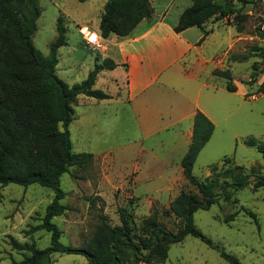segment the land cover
<instances>
[{
	"label": "rangeland",
	"instance_id": "rangeland-1",
	"mask_svg": "<svg viewBox=\"0 0 264 264\" xmlns=\"http://www.w3.org/2000/svg\"><path fill=\"white\" fill-rule=\"evenodd\" d=\"M155 1L169 8L168 21L174 18L176 8L171 9L174 0H152L153 3ZM180 1L184 3L181 8L191 2ZM104 2L39 0L40 15L32 44L41 57H47L49 46L57 36V20H61L67 45L57 51L56 74L68 85L83 81L92 70L95 59H103L102 50H91L84 43L80 29L93 30ZM242 12L250 15L242 32L236 31L231 16L212 18L203 25L205 31L212 32L202 41L200 51L208 60L212 58L209 66L214 65V70H230L237 90L227 92L223 87L225 81L211 73L209 82H213L217 89L209 90L207 95L212 96V101L208 100L206 106L214 113V129L192 167V175L198 179L210 175L211 165L225 169L234 164L242 166L246 172L254 167L252 174L264 177L261 154L244 144V139L250 136L264 141V95L256 93L257 86L264 80V54L242 57L249 53L251 47L262 45V40L252 32L259 25L264 27V0L253 7L247 5ZM121 66L123 68L116 70L119 75L126 70L124 65ZM114 75V72L103 71L93 86L110 95L109 99L96 100L80 95L73 107L74 118L68 126L72 152L90 153L92 158L84 169L72 166L60 177L59 187L65 196L59 203L67 209L52 222L61 231L59 242L65 246H82L100 217H104L111 226L119 225L118 207L131 212L138 229L153 207L162 211L180 191L195 192L181 171H173L168 178L144 175L150 171L144 167L145 160L148 161L152 154L138 151L142 144L147 148L146 141L156 138H144L127 103L126 77L116 78ZM155 90L149 91L145 103L154 106L158 102L170 110L169 103L175 97L169 91ZM153 159L155 173L171 171V168L163 166L160 158ZM175 163L171 164L174 166ZM136 165L144 171L139 173ZM254 182L255 178L251 176L246 187L232 189L230 201L218 197L208 209H200L193 214V224L201 234L219 250L234 256L240 264H264V188L254 189ZM53 198L52 189L37 184L27 187L0 185V264H13L29 254L13 250L10 238L19 243H33L41 250L50 245L48 232L38 230L29 235L24 232L41 223L45 207ZM242 208L255 215L256 224ZM231 214L235 216L226 221L225 218ZM160 218L169 230H176L177 219L164 215ZM50 258L53 264L86 263V258L80 254L51 253ZM159 264L229 263L218 250L186 235L181 242L169 245L166 259Z\"/></svg>",
	"mask_w": 264,
	"mask_h": 264
},
{
	"label": "trees",
	"instance_id": "trees-1",
	"mask_svg": "<svg viewBox=\"0 0 264 264\" xmlns=\"http://www.w3.org/2000/svg\"><path fill=\"white\" fill-rule=\"evenodd\" d=\"M258 1L191 0L172 29L175 33L191 27L202 29L212 18L231 16L239 33L250 17L242 12L243 9L247 5L255 6ZM39 15V0H0V185L27 187L37 184L54 191V198L45 207L41 223L24 232L29 235L38 230L46 231L50 234V245L41 250L33 243H19L10 238L13 250L29 253L13 264H53L51 253L80 254L86 258L85 264H159L166 259L169 245L181 242L186 235L218 250L229 264H240L234 256L219 250L201 234L193 224V214L208 209L218 197L230 201L232 189L246 187L251 176L255 178L254 189L264 188V177L254 176V167L246 172L235 164L225 169L211 165L210 175L204 179L192 175L196 157L214 129L213 123L200 111L194 115L191 141L180 160L183 177L195 192L180 191L162 211L153 207L138 229L131 212L118 207L119 225L111 226L100 217L82 246H65L59 242L61 231L52 219L67 209L59 203L65 196L59 187L60 177L72 166L84 169L92 158L90 153L72 152L68 126L74 118L73 107L80 95L96 100L109 99L110 95L93 86L99 72L112 70L116 64L109 58H96L83 81L66 84L56 74L57 51L67 45L64 26L58 18L57 36L49 46L47 57H41L32 44ZM151 15L148 0H105L97 32L102 40L109 36L124 38ZM202 33L204 37L209 31L203 30ZM252 33L262 40V45L251 47L243 58L255 53L264 54V27L259 25ZM212 75L225 81L226 91L236 92L230 70H213ZM256 93L264 95V80L257 86ZM244 144L254 147L264 161V141L250 136L244 139ZM242 210L256 224L255 215L244 208ZM162 215L178 220L174 232L161 221ZM234 216L231 214L225 220Z\"/></svg>",
	"mask_w": 264,
	"mask_h": 264
},
{
	"label": "crops",
	"instance_id": "crops-1",
	"mask_svg": "<svg viewBox=\"0 0 264 264\" xmlns=\"http://www.w3.org/2000/svg\"><path fill=\"white\" fill-rule=\"evenodd\" d=\"M148 1L152 7L150 18L142 20L127 37L109 36L102 40L103 58L116 64L114 69L103 71L114 72L116 78L126 77L127 103L134 121L145 139L156 138L146 141L147 148L141 143L138 153L149 152L153 158H160L165 168H171L165 174L155 173L151 162L155 160L148 157L144 167L151 172L146 171L144 175L168 178L173 171L182 174L180 160L191 141L195 113L200 111L214 124V113L206 106L208 100L212 101V96L207 95L209 90L217 89L213 82H209L214 65L210 67L212 58L208 60L200 51L202 41L212 31L207 30L210 33L204 37L202 31L205 29L197 27L175 33L172 28L188 6L181 8L184 3L174 0L171 9L176 8V11L174 18L168 21L169 8L157 4V1ZM97 25L98 22L92 26L93 31H97ZM121 65L126 67L122 70L123 75L116 73ZM115 83H118L117 79ZM151 89L171 92L175 100L169 103L170 110L158 102L154 106L145 103ZM174 162L177 163L173 166L171 163ZM135 167L139 173L144 171L138 165Z\"/></svg>",
	"mask_w": 264,
	"mask_h": 264
},
{
	"label": "built area",
	"instance_id": "built-area-1",
	"mask_svg": "<svg viewBox=\"0 0 264 264\" xmlns=\"http://www.w3.org/2000/svg\"><path fill=\"white\" fill-rule=\"evenodd\" d=\"M80 34L84 43L91 50H104L102 45V39L97 32L93 30H88L87 28H82L80 29Z\"/></svg>",
	"mask_w": 264,
	"mask_h": 264
}]
</instances>
